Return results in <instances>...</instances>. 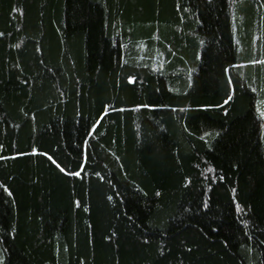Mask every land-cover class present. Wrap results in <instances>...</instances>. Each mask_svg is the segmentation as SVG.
<instances>
[{"label": "trees", "instance_id": "1", "mask_svg": "<svg viewBox=\"0 0 264 264\" xmlns=\"http://www.w3.org/2000/svg\"><path fill=\"white\" fill-rule=\"evenodd\" d=\"M261 113L264 0H0V264H264Z\"/></svg>", "mask_w": 264, "mask_h": 264}, {"label": "snow or ice", "instance_id": "2", "mask_svg": "<svg viewBox=\"0 0 264 264\" xmlns=\"http://www.w3.org/2000/svg\"><path fill=\"white\" fill-rule=\"evenodd\" d=\"M261 115L264 116V113H261ZM61 171H63V169H61ZM77 175H78V173H77Z\"/></svg>", "mask_w": 264, "mask_h": 264}]
</instances>
